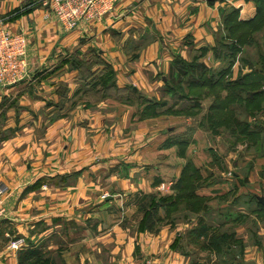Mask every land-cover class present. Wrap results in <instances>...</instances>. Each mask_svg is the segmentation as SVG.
<instances>
[{
	"label": "rangeland",
	"instance_id": "374dc122",
	"mask_svg": "<svg viewBox=\"0 0 264 264\" xmlns=\"http://www.w3.org/2000/svg\"><path fill=\"white\" fill-rule=\"evenodd\" d=\"M251 2L255 15L242 20L247 25L233 33L221 25L218 32L226 31L230 43L241 44L240 53L226 57L233 65L212 68L227 67L229 74L231 67L225 80L264 69V0H256L260 14L248 24L257 14ZM136 54H129V61ZM60 58L57 68L29 78L37 82L35 96L48 98L47 104L35 108L19 98L9 100L0 135L10 139L23 128L30 131L32 152L23 162L47 175L38 187L42 191L58 193L82 182L97 197L74 201L71 214H60L59 230L27 240L23 251L36 252L43 264H264V206L257 199L264 196V171L256 170L264 155V143L262 153L257 149L264 137V111L248 122L249 130L263 134L243 136L234 120L236 114L237 120L245 119L241 109L211 111L216 89L179 85L167 92V74L158 72L151 76L158 88L147 94L138 86H121L117 66L103 53ZM192 95L200 96L199 105L192 107ZM79 109L72 126L80 124L81 143L69 147L67 141L63 148V138L60 149L53 150L47 129ZM76 161L83 162V170H70ZM81 176L86 178L81 181ZM6 227L0 241L12 228Z\"/></svg>",
	"mask_w": 264,
	"mask_h": 264
},
{
	"label": "crops",
	"instance_id": "0c3cea01",
	"mask_svg": "<svg viewBox=\"0 0 264 264\" xmlns=\"http://www.w3.org/2000/svg\"><path fill=\"white\" fill-rule=\"evenodd\" d=\"M28 1L0 0V22L12 33L27 37L29 78L42 69L57 68L55 65L62 55L95 50L119 68L115 69L119 72L121 86H138L147 94L158 88L157 81H151V76L156 77L153 73L168 74L175 56L190 60L200 47L210 49L202 61L217 69L221 63L215 60L211 49L215 46L224 14L232 9L239 11L241 20H249L255 15L251 0H224L213 5L206 0H116L114 11L102 22L69 31L54 15L46 19L42 9L26 8ZM135 52L137 59L129 61V54ZM36 84L30 79L10 86L0 82V121L6 116L1 117L6 103L13 98H19L22 104L32 103L35 108L44 106L48 98L35 96ZM80 110L77 114L73 112L71 117L57 120L47 129L45 135L53 138V150L60 149L63 138L66 139L63 148L67 141L69 147L81 143L84 133L80 124L72 126L74 117L80 116ZM25 130L23 128L22 134L7 139L0 147V182L11 189L5 203L8 217L0 224V234L6 226L12 227L5 230L6 239L0 241V264H19V251L25 248L22 245L12 250V242L22 240L25 243L48 236L62 227L60 214H71L74 201L92 195L97 197L94 191L90 193L87 183L83 186L82 182L64 187L58 193L38 188L47 175H43L42 170L40 174L33 164L23 162L25 153L32 152V137L28 135L30 131L25 133ZM75 163L70 170H83L82 161ZM257 165L256 170L264 171V157L257 160ZM261 176L264 184V174ZM85 178L81 176L79 180Z\"/></svg>",
	"mask_w": 264,
	"mask_h": 264
},
{
	"label": "trees",
	"instance_id": "16d2710c",
	"mask_svg": "<svg viewBox=\"0 0 264 264\" xmlns=\"http://www.w3.org/2000/svg\"><path fill=\"white\" fill-rule=\"evenodd\" d=\"M254 1L256 4L257 14L256 17L252 19V21H248V24L253 22L260 14L261 7L260 5L258 6L259 3L257 4L256 0ZM36 2L37 0H29L25 7L29 8L30 10L40 9V6L35 4ZM239 18V11L232 9L226 12L222 19V27H224L223 29H227L228 31H231V33H233L234 31H236L237 27L240 28V26L247 25L244 24L247 22H243ZM226 31L223 33H218L215 46L211 50L216 61H219L220 63L227 62L230 66L233 65V62H230L231 60L227 61L226 57H231L234 53H240L241 50L239 48L241 44L238 43V45H234L230 43L229 39L227 40ZM237 41L239 42V40ZM209 51L210 49L207 47H200L195 50L196 53L192 56L191 60H186L180 55L175 56L173 61L171 62V66L167 74V82L165 83L166 91H175V88L179 85L186 86L187 88L195 91L202 90L203 88H205L209 90L208 92H212V90L216 89L217 91H215V100L213 105L210 107L211 111L219 112L222 114H233L235 113L233 111L241 109L240 112L241 114L244 112L243 115L245 116V119H242L241 121L237 120L239 117L236 114V117L234 119L235 125L242 129L241 135L250 137L254 132L252 130H249V119L252 118V116L255 115L257 112L264 111V107L261 106V104L264 102V69L259 67L256 69L251 68V71L245 74H240L236 80H225L226 75L227 77L230 76V69L232 70V68H229V74H227L224 71L227 70V67H225L224 70L218 71H215V69L208 67L202 61V59L207 55ZM224 73L225 76H223ZM110 88H114L117 91L120 90L114 84H111ZM132 88L134 89V87ZM219 89H221L222 93L219 92ZM188 98H191L192 107L199 105L200 99L198 98H200V96L192 95ZM188 98H183V100L187 101ZM152 101L154 103L157 102L156 100ZM176 111L180 113L182 109L179 108ZM4 115L5 113L1 114V117H3ZM262 134V131L254 133V135L258 137ZM6 140L7 138H5L4 136L3 138H1L0 135V144ZM263 143L264 137H262L260 140L261 147H257V149H259L258 152L260 153L263 152ZM261 157H264V155H262ZM193 195H195V193H190L189 198H194L192 197ZM198 198L200 197H196L197 201ZM201 210L202 209L195 211L199 212ZM149 228L152 230V227ZM213 243V246L216 247L217 243ZM23 252L26 253H22V256H20L21 258L19 257V264H43L46 262L44 259H40L41 256H37L36 252L34 251ZM28 257L34 259H26Z\"/></svg>",
	"mask_w": 264,
	"mask_h": 264
},
{
	"label": "built area",
	"instance_id": "2783aa9c",
	"mask_svg": "<svg viewBox=\"0 0 264 264\" xmlns=\"http://www.w3.org/2000/svg\"><path fill=\"white\" fill-rule=\"evenodd\" d=\"M35 4L45 12L46 19L54 15L67 30L73 31L102 22L114 11L116 0H37ZM28 44L24 34L0 27V82L5 86L29 78ZM10 193V187L0 182V224L8 217L5 203ZM22 245V240H16L10 249L16 250Z\"/></svg>",
	"mask_w": 264,
	"mask_h": 264
},
{
	"label": "water",
	"instance_id": "95a60500",
	"mask_svg": "<svg viewBox=\"0 0 264 264\" xmlns=\"http://www.w3.org/2000/svg\"><path fill=\"white\" fill-rule=\"evenodd\" d=\"M209 4L213 5L219 0H206ZM259 203L264 206V196L257 198Z\"/></svg>",
	"mask_w": 264,
	"mask_h": 264
},
{
	"label": "bare ground",
	"instance_id": "6f19581e",
	"mask_svg": "<svg viewBox=\"0 0 264 264\" xmlns=\"http://www.w3.org/2000/svg\"><path fill=\"white\" fill-rule=\"evenodd\" d=\"M28 47H29V44H28Z\"/></svg>",
	"mask_w": 264,
	"mask_h": 264
}]
</instances>
